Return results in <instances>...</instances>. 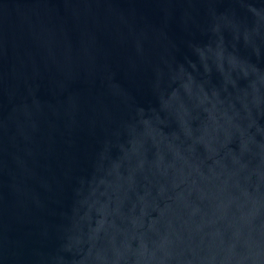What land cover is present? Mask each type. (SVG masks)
<instances>
[{"label":"water","instance_id":"obj_1","mask_svg":"<svg viewBox=\"0 0 264 264\" xmlns=\"http://www.w3.org/2000/svg\"><path fill=\"white\" fill-rule=\"evenodd\" d=\"M0 264H264V0H0Z\"/></svg>","mask_w":264,"mask_h":264}]
</instances>
